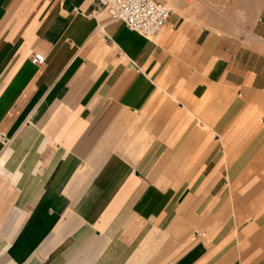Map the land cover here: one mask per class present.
Returning <instances> with one entry per match:
<instances>
[{
	"label": "crops",
	"instance_id": "crops-1",
	"mask_svg": "<svg viewBox=\"0 0 264 264\" xmlns=\"http://www.w3.org/2000/svg\"><path fill=\"white\" fill-rule=\"evenodd\" d=\"M184 1L0 0V264H264V0Z\"/></svg>",
	"mask_w": 264,
	"mask_h": 264
},
{
	"label": "built area",
	"instance_id": "built-area-1",
	"mask_svg": "<svg viewBox=\"0 0 264 264\" xmlns=\"http://www.w3.org/2000/svg\"><path fill=\"white\" fill-rule=\"evenodd\" d=\"M189 1V0H187ZM99 8L107 11L110 20L122 21L128 29L151 37L166 23L172 0H92ZM45 57L34 54L33 64H42Z\"/></svg>",
	"mask_w": 264,
	"mask_h": 264
},
{
	"label": "rangeland",
	"instance_id": "rangeland-1",
	"mask_svg": "<svg viewBox=\"0 0 264 264\" xmlns=\"http://www.w3.org/2000/svg\"><path fill=\"white\" fill-rule=\"evenodd\" d=\"M261 0H189L185 6L190 12H216L227 23L234 24L235 31H251L258 18L256 4Z\"/></svg>",
	"mask_w": 264,
	"mask_h": 264
}]
</instances>
